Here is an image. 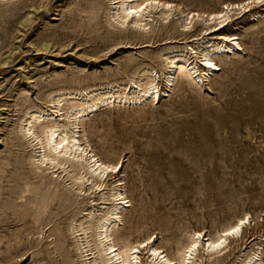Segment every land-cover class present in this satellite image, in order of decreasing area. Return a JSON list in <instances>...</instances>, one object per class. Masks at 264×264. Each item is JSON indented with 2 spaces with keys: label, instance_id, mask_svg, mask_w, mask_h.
Wrapping results in <instances>:
<instances>
[{
  "label": "rangeland",
  "instance_id": "1",
  "mask_svg": "<svg viewBox=\"0 0 264 264\" xmlns=\"http://www.w3.org/2000/svg\"><path fill=\"white\" fill-rule=\"evenodd\" d=\"M108 1L0 0V264H95L92 243L85 246L69 221L74 216L77 225L92 211L93 222L113 202L110 188L118 182L127 206L111 235L115 242L148 237L175 256L192 232L204 240L247 216L241 238L211 256L200 244L192 256V264H239L264 247V0L232 10L224 30H205L209 22L183 30L179 20L185 12L206 15L247 0H161L172 3L169 18L149 9L146 31L113 21ZM220 32L234 34L240 51L222 53L203 85L179 75L165 85L168 55L185 46L188 62L201 68L200 49ZM147 67L155 71L158 99L100 106L75 128L87 154L118 163L104 187L73 184L68 164L35 167L34 146L18 128L26 112L55 110L47 101L53 91L113 85ZM47 188L59 199L35 221ZM76 240L86 249L80 254ZM147 256L145 249L141 262L152 264Z\"/></svg>",
  "mask_w": 264,
  "mask_h": 264
},
{
  "label": "bare ground",
  "instance_id": "2",
  "mask_svg": "<svg viewBox=\"0 0 264 264\" xmlns=\"http://www.w3.org/2000/svg\"><path fill=\"white\" fill-rule=\"evenodd\" d=\"M260 1L261 0H247L246 2L241 1L242 3L236 4L227 3L224 4L220 11L210 14L207 13L206 15L185 12L186 14H180V26L183 30H186L192 27L195 22H209L213 24L208 25L205 30L212 27H215L214 29L216 30L223 29L225 25L231 21L232 10H250L253 5ZM108 2H110L112 6L110 9L113 10L111 13L113 21L119 25L129 22L133 27L137 28V30L141 29L142 31H146L147 25L150 24L148 19H146L149 16L146 15L149 9L160 8L162 10L161 18L168 19L169 13L166 11H168L172 5V3L169 4V1L165 2L161 0H109ZM91 9V14L93 15L98 10V7L93 4ZM195 48L197 47L195 46ZM192 49L193 47L190 48V50ZM239 49L241 48L234 34L220 32L215 38L209 40L208 45L200 49L201 56L199 60L201 64L199 65H201V68H196L192 65L193 63L191 61L190 63L188 62L189 55L187 54L188 52H186V54L184 53L186 50L185 46L176 49L177 54L172 56L168 55V57H166L169 70L167 72L165 71L166 77L163 76L165 85L168 87L171 86L172 78L175 75L203 85V81L208 80V78L214 74L215 70L218 69L215 60L219 58L222 53L235 54ZM196 72L198 74H195ZM136 74V78L131 76L132 78L124 82H115L113 85L108 84L53 91L48 95L49 99L47 101L51 106H54L55 110L49 112V109L36 108L33 111L24 112L25 118L19 120L18 128L19 131L29 139V143H32L31 145L34 146V154L31 158L35 159L37 162L35 167L40 168L43 166V169H57L58 167L61 168L68 164L70 170L67 172H69L68 176L73 184H83L84 181L90 180L93 183L88 189H101L102 186L104 187L111 173L117 171L118 163L113 164L103 161L92 154H87L86 148L81 145L80 139L78 138V130L75 128L77 124L81 122L84 115L93 112L100 108V106L111 105L116 102L137 105L144 100L158 99L160 92L158 89L159 86L155 82L157 78L155 71L152 70L151 67H147L138 70ZM143 76L146 77L143 78ZM130 83H133L134 87H132L131 91H128L127 86ZM166 88L167 87H165V89ZM56 116H59L65 121L59 123V121L55 119ZM120 184L121 183L118 182L110 188L109 197H111L113 202L104 212L98 213L93 222H90L91 216L93 215L92 211H89L87 216H84L85 218L80 220L77 225L73 222L74 216L69 221V230L73 231L76 228V232L80 231V235L82 234L85 236V246H89V243H92V247L88 250L90 254L93 255L92 261L95 264H143L140 259V254L145 249L148 251V262L152 264H192V256H194V252L199 249L200 244L202 250L206 252V256L216 255L227 247L228 240L236 241L237 238H241L245 229V224L248 222L247 216L238 217L233 223L224 228L221 227L222 229L215 236L207 237L204 240L201 232L194 231L189 236L187 243L176 249L175 256H168L164 253V249L160 250L159 247L153 245V241L150 242L148 237L136 243H131L125 237L115 242L111 235L116 231V225L120 223L121 211L127 206L124 204L127 201L123 200L125 198L123 191L117 187ZM55 198L59 199L54 191L48 192V188L45 189L36 203V210L34 213L35 221L40 219V216L43 215L49 203ZM103 199L107 200L108 198L103 197ZM87 237L91 239L87 240ZM201 240L203 242H201ZM259 241H264V235L260 236ZM62 242L63 240L59 239L60 248L62 247ZM78 242V240L75 241V249L78 250V254H80L81 249L84 247H80L81 244ZM234 247L236 248V246ZM263 248V246L257 245L253 251H249L244 255L239 264H264V259L262 258ZM65 251L66 250H64V252Z\"/></svg>",
  "mask_w": 264,
  "mask_h": 264
}]
</instances>
